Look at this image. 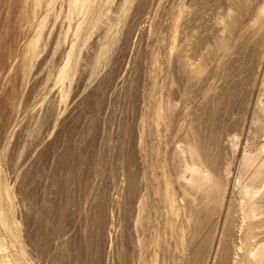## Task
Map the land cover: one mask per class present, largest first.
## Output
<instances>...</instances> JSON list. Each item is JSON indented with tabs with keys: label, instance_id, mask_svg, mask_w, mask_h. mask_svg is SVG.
<instances>
[{
	"label": "rangeland",
	"instance_id": "rangeland-1",
	"mask_svg": "<svg viewBox=\"0 0 264 264\" xmlns=\"http://www.w3.org/2000/svg\"><path fill=\"white\" fill-rule=\"evenodd\" d=\"M0 264H264V0H0Z\"/></svg>",
	"mask_w": 264,
	"mask_h": 264
}]
</instances>
